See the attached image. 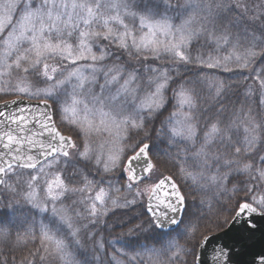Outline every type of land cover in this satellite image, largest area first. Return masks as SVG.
Masks as SVG:
<instances>
[{
	"label": "snow or ice",
	"instance_id": "1",
	"mask_svg": "<svg viewBox=\"0 0 264 264\" xmlns=\"http://www.w3.org/2000/svg\"><path fill=\"white\" fill-rule=\"evenodd\" d=\"M0 192V264H245L264 0H0Z\"/></svg>",
	"mask_w": 264,
	"mask_h": 264
},
{
	"label": "trees",
	"instance_id": "2",
	"mask_svg": "<svg viewBox=\"0 0 264 264\" xmlns=\"http://www.w3.org/2000/svg\"><path fill=\"white\" fill-rule=\"evenodd\" d=\"M181 2H182V0H181ZM175 22H178V21H175ZM253 68H255V65L253 66ZM219 74L220 75H224L225 78L228 75H230V74H226V73H222V74L219 73ZM239 87H240V90L242 91L243 90V83L242 82L239 83ZM237 99L242 100L243 97L242 96L238 97L237 95H233V102L232 101L231 102L235 103V102H237ZM10 201H12V196L11 195L6 194L4 192H0V213H3L5 211H8L9 213H11L17 205H21L22 206V202H16V204H13L12 207H9L8 209H5L4 205L6 203H9ZM22 210L26 212V209H22ZM16 216L19 217L20 219H23V216L21 215V211H16ZM125 219H127V217H125ZM105 226L106 225H101V227L98 229V231H100V234H101V236L104 239L115 241L117 236L122 235L121 230L117 229V228L109 227L107 232L104 231L103 229H104ZM109 232H111L112 235H109ZM140 239H143V237H140ZM117 246L119 247V244H117ZM106 250L109 252L108 245L106 246ZM87 255H88L89 260H91V256H92V246H91V244H89ZM98 255L102 256L103 254H98ZM75 256H76V259H77L78 262L83 259V257L79 253H75ZM96 264H99V261H97ZM103 264H106L105 260H104Z\"/></svg>",
	"mask_w": 264,
	"mask_h": 264
},
{
	"label": "water",
	"instance_id": "3",
	"mask_svg": "<svg viewBox=\"0 0 264 264\" xmlns=\"http://www.w3.org/2000/svg\"><path fill=\"white\" fill-rule=\"evenodd\" d=\"M260 253H264V244H256V246L254 248H252L244 257L243 260L245 262V264H251L253 258H256L257 264H259V254ZM213 253L211 248L208 249L207 253L204 254L201 257L202 260V264L204 262L205 259H207L208 264H211V257H212Z\"/></svg>",
	"mask_w": 264,
	"mask_h": 264
},
{
	"label": "rangeland",
	"instance_id": "4",
	"mask_svg": "<svg viewBox=\"0 0 264 264\" xmlns=\"http://www.w3.org/2000/svg\"><path fill=\"white\" fill-rule=\"evenodd\" d=\"M249 71H251V69L249 70ZM218 75H220L219 73H217ZM222 74V73H221ZM220 76H222V77H224V75H220ZM233 102V96L231 97V100L229 101V103H232ZM236 103V102H235ZM164 145L163 144H161V147H163ZM116 179H118V177L116 178ZM107 246V245H106ZM118 247V246H117ZM108 250H109V252H108V255H111L112 254V249H111V247L108 245ZM105 260V262H106V264H107V259H104Z\"/></svg>",
	"mask_w": 264,
	"mask_h": 264
}]
</instances>
